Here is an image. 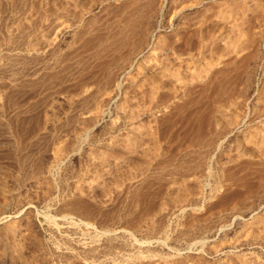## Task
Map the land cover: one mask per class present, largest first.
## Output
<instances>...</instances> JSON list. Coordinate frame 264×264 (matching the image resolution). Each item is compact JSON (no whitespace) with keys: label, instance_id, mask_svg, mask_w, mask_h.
Here are the masks:
<instances>
[{"label":"rangeland","instance_id":"374dc122","mask_svg":"<svg viewBox=\"0 0 264 264\" xmlns=\"http://www.w3.org/2000/svg\"><path fill=\"white\" fill-rule=\"evenodd\" d=\"M0 264H264V0H0Z\"/></svg>","mask_w":264,"mask_h":264}]
</instances>
